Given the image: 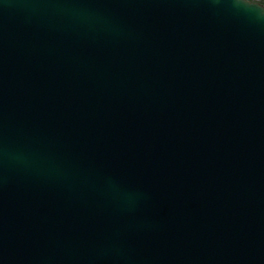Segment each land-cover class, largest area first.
<instances>
[{
	"label": "water",
	"instance_id": "obj_1",
	"mask_svg": "<svg viewBox=\"0 0 264 264\" xmlns=\"http://www.w3.org/2000/svg\"><path fill=\"white\" fill-rule=\"evenodd\" d=\"M0 264H264V10L0 0Z\"/></svg>",
	"mask_w": 264,
	"mask_h": 264
},
{
	"label": "snow or ice",
	"instance_id": "obj_2",
	"mask_svg": "<svg viewBox=\"0 0 264 264\" xmlns=\"http://www.w3.org/2000/svg\"><path fill=\"white\" fill-rule=\"evenodd\" d=\"M244 5H247L251 8H259L264 10V0H241Z\"/></svg>",
	"mask_w": 264,
	"mask_h": 264
}]
</instances>
